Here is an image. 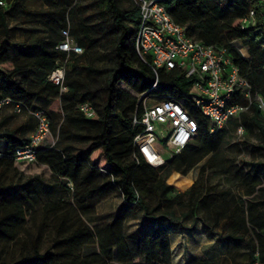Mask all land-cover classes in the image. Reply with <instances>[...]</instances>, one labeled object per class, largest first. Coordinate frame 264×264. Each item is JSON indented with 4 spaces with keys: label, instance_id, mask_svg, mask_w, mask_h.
Returning a JSON list of instances; mask_svg holds the SVG:
<instances>
[{
    "label": "trees",
    "instance_id": "16d2710c",
    "mask_svg": "<svg viewBox=\"0 0 264 264\" xmlns=\"http://www.w3.org/2000/svg\"><path fill=\"white\" fill-rule=\"evenodd\" d=\"M43 1L51 11H29L26 15L45 23L57 37L53 41L36 42L33 47L26 46L19 54L22 59L19 58L11 70L0 69V99L8 98L10 107L21 105L24 115L28 110L44 111L50 122L49 133L51 130L55 134L56 144L42 147L45 138L35 149L34 162L18 161L14 158L15 151L29 144V138L0 129V246L4 245L0 248V264H111L114 260L119 264H171L169 233L192 230L181 225V219L175 216L174 209L180 204H184L192 217L206 214L199 220L209 237L217 234L214 228L224 218L229 233L220 240L224 239L229 245L245 242L247 264H264V199L257 200L250 185L246 200L214 192L205 199L191 201L195 184L185 175L219 149L226 129L210 133L207 120L187 103L186 109L197 123V134L185 148L159 167L151 166L136 151L133 139L138 129L132 120L134 115L142 114V102L118 84L124 83L138 95H148L156 101L170 97L185 103L192 80L176 69H161L157 84L152 88L156 75L135 49L140 15L133 2L130 0L132 7L124 11L118 0H99L100 15L109 33H113L114 64L104 69L87 67V76L81 79L79 63L86 49L95 42L93 34L99 30L90 26L88 17L74 0ZM7 2L12 7L23 8L28 0ZM166 8L190 38L209 46H226L232 61L250 84L252 94H264V17L259 16L261 6L257 0H167ZM251 9L258 13L257 24L242 30L241 21ZM6 14L7 11L0 8V65L9 59L5 47L7 31L3 30ZM67 25L70 35L84 51L69 57L63 83L67 90L61 92L59 86L47 81V76L66 58L55 46ZM234 40H240L247 48L248 58H242L231 45ZM35 49L39 50L35 53ZM29 70L38 71L36 90H31L35 88L33 84L27 87L28 78L16 77ZM44 93L50 99V110H59L62 115L57 126L48 110L32 106ZM240 101L247 102L244 98ZM84 102L94 106L95 119L85 118L77 109V105ZM250 110L253 117L248 118L243 113L230 122L233 127L257 128L264 149V117L256 104L252 103ZM199 143L200 148L196 146ZM15 163L49 168L56 182L73 191L72 199L78 212L63 198L44 201L37 211L36 186L42 185V181L38 177L20 175L16 182L14 175L11 176V172L17 173ZM256 177L260 185L264 184V171ZM259 191L264 193V188L260 186ZM112 193L122 197L119 211L90 216V211ZM186 195L192 197L184 203ZM38 213L42 217L40 227L33 235L27 225ZM138 214L149 228L126 232V222L136 220ZM90 222H101L103 226L91 227ZM42 226L50 233L45 247ZM22 233L25 236H21ZM194 235L201 237L200 232ZM177 239L178 235H173L172 244ZM180 256L179 252L174 260ZM135 259L141 261L135 262ZM203 262L195 260L190 264Z\"/></svg>",
    "mask_w": 264,
    "mask_h": 264
},
{
    "label": "built area",
    "instance_id": "2783aa9c",
    "mask_svg": "<svg viewBox=\"0 0 264 264\" xmlns=\"http://www.w3.org/2000/svg\"><path fill=\"white\" fill-rule=\"evenodd\" d=\"M138 9L140 19L135 37V49L138 57L146 63L156 75L152 88L157 84L158 71L178 70L187 79L192 80L185 103L170 97L156 101L148 95L142 103L143 112L134 115L132 124L138 132L133 143L136 151L151 166L159 167L165 159L158 151V144L171 152L179 153L197 134V123L191 117L186 104H191L210 124L209 131L216 132L228 122L250 110L252 103L264 111V98L253 95L248 81L241 75L240 69L232 61L226 46L215 47L190 38L183 26L177 24L166 8L167 0H131ZM264 17V0H257ZM7 0H0V8L7 9ZM256 10L251 9L241 21V29L255 27ZM62 39L55 50L64 53L65 60L47 76V81L60 87L63 85L65 67L70 56L81 55L83 48L70 35L69 26L61 30ZM242 58H248L247 48L240 40L231 43ZM245 52V53H244ZM141 98L139 100H141ZM246 99V103L241 102ZM238 99V100H237ZM146 100H149L147 103ZM10 100H0V109L10 106ZM77 109L87 119L97 117L96 110L89 102L79 103ZM12 113H23L21 105L12 106ZM36 120L35 129L29 134V144L17 148L14 154L18 161H35V149L49 135L50 122L44 111L26 112ZM166 147H164V146ZM169 152V151H167ZM2 154L0 153V157Z\"/></svg>",
    "mask_w": 264,
    "mask_h": 264
},
{
    "label": "rangeland",
    "instance_id": "374dc122",
    "mask_svg": "<svg viewBox=\"0 0 264 264\" xmlns=\"http://www.w3.org/2000/svg\"><path fill=\"white\" fill-rule=\"evenodd\" d=\"M98 2L99 0H74V3L81 7L84 16L88 17V21L91 23L90 26L99 30L93 34L95 42L90 48L86 49V55L79 63L80 70L78 77L81 79L87 76V67L104 69L114 64L113 33H109L110 30L104 22V17L100 15L101 7ZM118 3L124 11L132 7L130 0H118ZM78 16L80 15L78 14ZM66 69H68V66ZM118 87L137 97L138 100L141 98V95L135 93L124 83H119ZM262 88H264V82H262ZM260 96L264 98V94H260ZM144 100L145 98L142 97L140 102L143 103ZM146 102L148 103L149 100H146ZM10 109L12 110V106ZM10 109H6L8 111L4 109V111L11 113ZM56 111H58L59 116H56L54 119L51 118L55 123L54 126L59 125L62 120L60 111ZM260 113L264 117V111H260ZM2 114H4L3 111L0 113V117ZM22 114L20 116H13L15 123L21 120L23 116H28L24 114L22 116ZM246 114L248 118L253 117L251 110ZM34 121L36 124L35 119ZM223 128L226 129L227 133L220 143L219 149L215 153H210L204 157L195 167L189 169L185 175V178L189 182L195 184L194 195H192L191 201L196 202L198 199H205L214 192L218 193V195L219 193H226L229 196L234 195L241 200H246L248 198L247 191L249 190V185L254 189V196L257 200L264 199V193L259 191L260 186L264 188V184L260 185L256 177L261 171H264V149L261 147L262 143L259 140L258 129L255 127L250 129L248 126L233 127L231 122H228ZM53 144H56V136L50 130L42 147ZM196 146L200 148L201 144H196ZM158 151L165 161L175 154L174 152L165 151L160 144H158ZM207 162L208 165L205 166ZM15 165L17 173L11 172V176L14 175L16 182L19 181L20 175L25 178L38 177L42 181V185L37 184L36 186V191L38 192V196L36 197L37 211L42 202L63 198L65 201L73 204L75 211L78 212V207L72 199L73 191L70 188L68 190L67 186L64 187L56 182L49 168L26 163H15ZM68 186L71 187V184ZM192 196L186 195L183 202L186 203ZM121 204L122 197L117 193H112L96 205L94 211H90V216L116 213L119 211ZM174 212L175 216L181 219V225L191 227L192 230H176L169 233L171 264H190L195 260H204L201 264H235V262L247 264L248 256L245 242L238 241L229 245L224 239L220 240L229 233L228 226L224 225V218L214 228L217 234L209 237V232L205 231L202 221L199 220L203 216L205 218L206 214L200 213L196 218L192 217L188 214L184 204L177 205ZM41 218V214L38 213L27 225V229L33 235L38 233ZM89 224L91 227L103 226L101 222H90ZM149 226V224L143 222L142 216L138 214L136 220L127 221L124 227L125 231L129 232L135 229L140 231L147 230ZM41 229H44V242L41 244L45 247L49 241L48 236L50 237V233H48V229L44 226ZM196 232H200L201 237H196L194 235ZM173 235H178L175 244H172L171 241ZM21 236H25V234L22 233ZM1 247H4V245H1ZM179 252L181 253L180 258L174 260ZM139 261L141 260L135 259V262ZM111 264L119 263L114 260Z\"/></svg>",
    "mask_w": 264,
    "mask_h": 264
},
{
    "label": "crops",
    "instance_id": "0c3cea01",
    "mask_svg": "<svg viewBox=\"0 0 264 264\" xmlns=\"http://www.w3.org/2000/svg\"><path fill=\"white\" fill-rule=\"evenodd\" d=\"M27 5L23 8H19L10 4L7 9V14L5 15L4 22V31H7V43L6 47L7 55L9 59L0 65V69L2 71L11 70L15 63L20 59H22L19 54L20 51L25 49L26 46L33 47L36 42L40 41H53L57 34L53 30H50L49 26L45 25V23L41 22L39 19H32L26 15L29 11L46 13L51 11V8L47 6V4L43 0L38 1H29L26 2ZM37 5V6H36ZM2 27L0 26V31ZM22 45V47L16 48L14 45ZM39 50V49H38ZM35 49L33 52H37ZM37 70H29L23 72V74L17 75L16 77H25L28 78V84H33L35 86L34 89H38L37 84ZM30 90V88H28ZM8 98H2L0 100H7ZM9 100V99H8ZM33 107L37 108H45L49 111L51 118H55L59 116L57 112L50 110V99L47 97L46 93L43 94L42 98L36 99L33 104ZM4 109H10V106H4L0 109V113L3 111L4 114L0 117V129L1 130H9L15 132L17 136L28 137V135L32 132L35 127V121L32 117L23 116V118L16 123L14 122V118L11 113H7ZM11 110V109H10ZM53 121V120H52ZM54 122V121H53Z\"/></svg>",
    "mask_w": 264,
    "mask_h": 264
}]
</instances>
